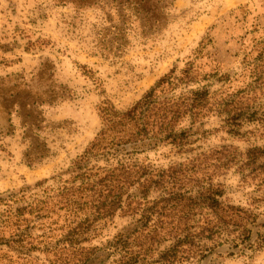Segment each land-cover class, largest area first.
I'll return each mask as SVG.
<instances>
[{
  "label": "rangeland",
  "instance_id": "1",
  "mask_svg": "<svg viewBox=\"0 0 264 264\" xmlns=\"http://www.w3.org/2000/svg\"><path fill=\"white\" fill-rule=\"evenodd\" d=\"M74 5L0 0V194H18L0 201V264H264V0H174L154 41L130 35L113 57L92 52L100 10ZM190 63L195 81L177 91H209V110L195 123L181 122L191 143L181 151L160 144L130 158L172 173L169 183L147 197L129 188L132 207L111 217L98 215L102 205L92 207L89 197L57 204V187L70 181L102 127L101 108H129L170 69L179 74ZM231 102L230 114L241 115L237 126L228 120ZM116 161L86 164L98 172ZM172 187L199 200L219 189L218 199L240 211L222 213L218 229H198L189 255L168 257L170 225H155L162 203L153 200ZM164 204L169 216H183L177 211L184 204ZM200 207L195 219L208 217ZM121 236L145 246L125 254L113 247Z\"/></svg>",
  "mask_w": 264,
  "mask_h": 264
},
{
  "label": "trees",
  "instance_id": "2",
  "mask_svg": "<svg viewBox=\"0 0 264 264\" xmlns=\"http://www.w3.org/2000/svg\"><path fill=\"white\" fill-rule=\"evenodd\" d=\"M70 1L77 8L94 6L100 10L98 14L100 24L95 29L91 46L92 52L103 57L121 54L130 44V35L141 37L142 42L154 41L170 22L169 16L174 2V0ZM194 81L190 63L179 74L175 73L174 68L170 69L127 109L119 110L108 103L104 105L101 108L102 127L78 160L74 162L70 181L66 180V183L57 187L56 193H53L56 203H61L68 208L77 199L89 197L88 202L92 207H97V210L100 209L98 202L101 203L103 211L99 210L98 215L106 214L111 217L119 209L132 207L134 198L130 194L125 196L129 188H136L142 197H147L152 188L167 185L168 180L172 178V173H169L166 179L163 171L159 173L149 165L138 160H130V158L137 153L155 149L160 144H169L181 151L191 143V130L181 125V122L189 119L191 123H195L209 110V91L205 86L191 88L186 92L177 90L180 87L186 88ZM225 106L228 108L230 125L237 126L239 123L236 119L241 115L230 114L232 102ZM251 150L259 151L257 148L248 151L251 152ZM105 156L116 158V165L93 172V168L86 164L91 159ZM25 194L21 190L19 197H26ZM168 194V196L160 197L159 200L154 199L153 202L162 203L158 212L159 219L156 220L155 225L158 223L170 225L167 236H170L171 242L166 246L164 254L172 258L191 253L195 238L202 235L197 231L198 229L203 233L218 229L220 227L217 221L223 220L222 213L231 218L235 210L240 211L239 207L225 205L218 199L217 196L221 194L219 189L202 195L200 200L192 196L185 198L182 192L173 191V187ZM17 195L13 191L1 193L0 201H11ZM171 199L184 204V208L177 211L183 212L182 217L168 215L169 210H165L167 204L164 203ZM35 204L40 208L38 202ZM197 204L202 210L203 208L207 210L205 213L208 217L201 215V219H195L193 213ZM191 219L196 221L194 225L190 224ZM132 245L141 249L145 246L141 241L139 244H134V241L121 236L115 241L113 247L129 254ZM179 253L181 255H178ZM85 260L78 259L77 262L82 263Z\"/></svg>",
  "mask_w": 264,
  "mask_h": 264
}]
</instances>
